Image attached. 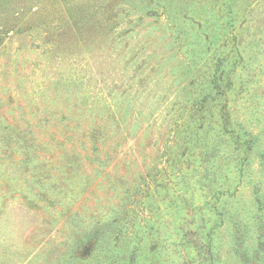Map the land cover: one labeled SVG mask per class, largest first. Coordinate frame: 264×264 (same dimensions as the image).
Wrapping results in <instances>:
<instances>
[{
	"label": "rangeland",
	"instance_id": "374dc122",
	"mask_svg": "<svg viewBox=\"0 0 264 264\" xmlns=\"http://www.w3.org/2000/svg\"><path fill=\"white\" fill-rule=\"evenodd\" d=\"M257 194L264 0H0V264H264Z\"/></svg>",
	"mask_w": 264,
	"mask_h": 264
},
{
	"label": "trees",
	"instance_id": "16d2710c",
	"mask_svg": "<svg viewBox=\"0 0 264 264\" xmlns=\"http://www.w3.org/2000/svg\"><path fill=\"white\" fill-rule=\"evenodd\" d=\"M236 46V45H235ZM209 79V80H208ZM221 82L218 80V77L216 74H210L206 81L198 84L197 87H195V92H194V97H193V104L194 106L192 107V110L194 112V117L196 119H199L201 124H205L207 122L208 117L213 116L214 109L210 104H214V102L219 101L218 96H221V99H223V94H220V87H221ZM220 99V100H221ZM225 100V99H224ZM226 101V100H225ZM193 117V118H194ZM221 120V130L220 132L217 133V136L219 138L217 139L218 141L221 140L223 142L229 143V147L233 148L231 151L232 158H234L237 154H239L241 151L244 153V151L248 152L251 151L253 147L257 146L256 139H250V135L246 131H234L233 129L230 128V121L228 115L227 119H222L219 117ZM241 124V123H240ZM207 129H212L214 127L213 123L209 120L207 124ZM203 128H200V130ZM242 129V128H241ZM214 131V129H212ZM211 132V131H210ZM198 133V131H197ZM198 135V134H197ZM195 135V138L200 140V138ZM218 141L214 142L212 145V149L210 150V153H207L208 156H210L207 159L208 163H213V158L215 157V151L217 152V145L215 143H218ZM215 147V148H213ZM237 152V153H236ZM200 157L201 159H204V154ZM245 159V158H244ZM247 160V159H245ZM244 162V160H242ZM243 166V164H242ZM163 176H166V171L163 170ZM242 172V171H240ZM206 180H210L209 175H206L204 178ZM211 181V180H210ZM160 186V185H159ZM209 187V185H208ZM210 188H212V184H210ZM256 202L259 204L264 205L263 199H261V196L257 194V199Z\"/></svg>",
	"mask_w": 264,
	"mask_h": 264
}]
</instances>
